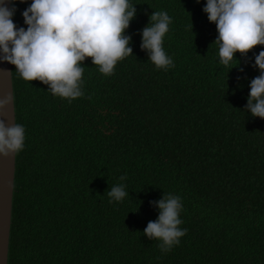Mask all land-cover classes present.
I'll use <instances>...</instances> for the list:
<instances>
[{"label":"trees","instance_id":"1","mask_svg":"<svg viewBox=\"0 0 264 264\" xmlns=\"http://www.w3.org/2000/svg\"><path fill=\"white\" fill-rule=\"evenodd\" d=\"M129 2L133 54L110 76L87 58L81 97L54 96L12 65L25 139L8 264H264V119L245 109L264 46L225 67L206 0ZM30 3L15 2L18 28ZM153 11L172 21L166 70L140 47ZM119 184L128 195L110 202ZM163 194L181 198L187 229L168 252L143 233Z\"/></svg>","mask_w":264,"mask_h":264},{"label":"clouds","instance_id":"2","mask_svg":"<svg viewBox=\"0 0 264 264\" xmlns=\"http://www.w3.org/2000/svg\"><path fill=\"white\" fill-rule=\"evenodd\" d=\"M15 2L0 0V62L14 65L25 81L46 85L54 96L71 101L83 95L81 65L87 58L100 73L110 76L119 61L133 54L131 36L125 34L136 16V7L129 0H31L22 13L26 29L13 21ZM203 12L216 25L218 36L213 44L218 46L223 66H229L236 53L246 56L264 46V0H206ZM171 23L167 12L153 11L142 29L141 50L157 69L174 67L163 46ZM254 66L260 74L250 82L245 109L264 119V50L255 56ZM12 101L11 94L0 98V113ZM24 131L20 124H6L0 115V156L23 150ZM107 195L110 202H119L128 193L119 184ZM150 203L159 215L148 222L143 233L149 240L160 241L161 251L168 252L187 232L180 228L181 198L163 194Z\"/></svg>","mask_w":264,"mask_h":264},{"label":"water","instance_id":"3","mask_svg":"<svg viewBox=\"0 0 264 264\" xmlns=\"http://www.w3.org/2000/svg\"><path fill=\"white\" fill-rule=\"evenodd\" d=\"M8 7L11 8L12 4ZM9 94L13 101L0 115L6 124L11 125L16 124L12 64L0 62V98ZM15 171L16 153L8 157L0 156V264H8L9 258Z\"/></svg>","mask_w":264,"mask_h":264}]
</instances>
